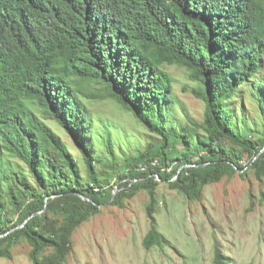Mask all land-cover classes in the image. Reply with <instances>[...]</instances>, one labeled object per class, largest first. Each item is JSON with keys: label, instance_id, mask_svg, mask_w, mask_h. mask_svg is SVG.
Segmentation results:
<instances>
[{"label": "trees", "instance_id": "trees-1", "mask_svg": "<svg viewBox=\"0 0 264 264\" xmlns=\"http://www.w3.org/2000/svg\"><path fill=\"white\" fill-rule=\"evenodd\" d=\"M165 64L197 82L201 121L178 119ZM85 82L155 136L122 165L111 131L96 133ZM248 167L264 177V0H0V259L27 241L33 264H66L76 229L112 198L118 170L111 203L148 191L143 245L170 244L155 217L161 180L201 200L207 184ZM225 259L217 251L214 264Z\"/></svg>", "mask_w": 264, "mask_h": 264}, {"label": "rangeland", "instance_id": "rangeland-1", "mask_svg": "<svg viewBox=\"0 0 264 264\" xmlns=\"http://www.w3.org/2000/svg\"><path fill=\"white\" fill-rule=\"evenodd\" d=\"M174 77L175 112L184 123L187 116L201 121L206 104L195 88L186 67L165 64ZM98 83L85 82L80 86L83 98L99 131L109 129L115 141L119 164L127 156L137 153L155 138L134 115L112 98L93 97L99 94ZM246 114L255 117V106L247 97ZM45 121L63 138L71 151L81 159L66 130L51 116L41 113ZM242 112L235 109V119ZM98 151H104L99 143ZM251 158L249 152L245 163ZM26 168L17 159H12ZM85 171V163L81 161ZM117 177L112 184L117 187ZM117 179V181H116ZM125 180L121 181L124 182ZM264 177L257 178L248 167L246 175L240 172L207 184L201 200H189L168 181L160 182L155 211L158 230L171 241L170 244L146 248L143 240L152 223L147 213L149 194L140 190L124 206L111 202L102 206L101 212L91 216L79 226L73 236L74 247L66 264H214L220 251L229 264H264ZM31 246L27 241L17 244L12 258H1L0 264H33Z\"/></svg>", "mask_w": 264, "mask_h": 264}, {"label": "water", "instance_id": "water-1", "mask_svg": "<svg viewBox=\"0 0 264 264\" xmlns=\"http://www.w3.org/2000/svg\"><path fill=\"white\" fill-rule=\"evenodd\" d=\"M240 171H242V170H240ZM160 180H161V178H159ZM119 187L117 186V187H115V190H114V192H113V196H112V198L108 201V203H110V202H112L113 201V199L115 198V196H116V194L119 192ZM82 197L83 198H85V199H88V200H90V198L88 197V196H85V195H82ZM107 204V203H106Z\"/></svg>", "mask_w": 264, "mask_h": 264}, {"label": "bare ground", "instance_id": "bare-ground-1", "mask_svg": "<svg viewBox=\"0 0 264 264\" xmlns=\"http://www.w3.org/2000/svg\"><path fill=\"white\" fill-rule=\"evenodd\" d=\"M143 167V166H142Z\"/></svg>", "mask_w": 264, "mask_h": 264}]
</instances>
